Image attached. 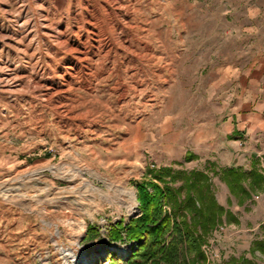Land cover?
Here are the masks:
<instances>
[{
    "label": "rangeland",
    "instance_id": "1",
    "mask_svg": "<svg viewBox=\"0 0 264 264\" xmlns=\"http://www.w3.org/2000/svg\"><path fill=\"white\" fill-rule=\"evenodd\" d=\"M250 90L264 97V0H0V264L126 258L137 242L110 231L168 166L208 169L239 219L208 236V263L264 264V187L239 203L220 175L252 166L220 130Z\"/></svg>",
    "mask_w": 264,
    "mask_h": 264
},
{
    "label": "trees",
    "instance_id": "2",
    "mask_svg": "<svg viewBox=\"0 0 264 264\" xmlns=\"http://www.w3.org/2000/svg\"><path fill=\"white\" fill-rule=\"evenodd\" d=\"M194 156L188 155L187 159ZM147 171L156 181L137 183L141 215L110 231V240L135 241L137 246L132 245L126 258L113 250L106 262L95 264H209L204 249L208 236L224 222L239 219L219 202L208 169L175 171L168 166L150 167ZM220 175L239 203L264 187V169L258 158L251 169L226 167ZM179 180L182 183L177 185ZM98 235L99 231L89 226L86 238L92 240ZM251 250L264 255V238L255 240ZM231 263L255 264L245 256L233 257Z\"/></svg>",
    "mask_w": 264,
    "mask_h": 264
},
{
    "label": "crops",
    "instance_id": "3",
    "mask_svg": "<svg viewBox=\"0 0 264 264\" xmlns=\"http://www.w3.org/2000/svg\"><path fill=\"white\" fill-rule=\"evenodd\" d=\"M261 93L262 90H250L244 101L240 99L239 104H235L220 129L225 134L222 136L223 149L231 152L234 159L242 154L243 148L249 149L252 164L254 159L264 155V97ZM234 166L237 165L229 167Z\"/></svg>",
    "mask_w": 264,
    "mask_h": 264
},
{
    "label": "bare ground",
    "instance_id": "4",
    "mask_svg": "<svg viewBox=\"0 0 264 264\" xmlns=\"http://www.w3.org/2000/svg\"><path fill=\"white\" fill-rule=\"evenodd\" d=\"M95 6V5H94ZM88 18V17H87ZM89 19V18H88ZM92 20V19H91ZM69 23V22H68ZM72 24V23H71ZM101 30V29H100ZM67 33V32H66ZM61 39V38H60ZM70 39V38H69ZM61 44H66L65 46L68 47V50H70V52H75V53H78L76 58L78 59H87V54L89 53V50H88V47L87 45L84 46V50L78 46L77 44L75 45V43H71L68 41V39H61ZM71 43V44H70ZM82 55H86V56H82ZM82 57V58H81ZM82 60V61H83ZM84 232L81 233L80 237L83 235ZM62 250V249H61ZM121 250H124L125 251V248H120V251ZM63 254L64 255H68L70 257H73V261L71 264H82L84 263L85 261V254H80V255H77L75 254V251L73 249H63ZM121 253V252H120ZM83 259V260H82ZM87 260V259H86ZM89 263V262H87ZM86 264V263H85Z\"/></svg>",
    "mask_w": 264,
    "mask_h": 264
}]
</instances>
